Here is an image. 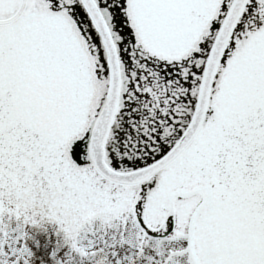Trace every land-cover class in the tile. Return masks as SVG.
I'll return each instance as SVG.
<instances>
[{"label":"snow or ice","instance_id":"snow-or-ice-1","mask_svg":"<svg viewBox=\"0 0 264 264\" xmlns=\"http://www.w3.org/2000/svg\"><path fill=\"white\" fill-rule=\"evenodd\" d=\"M0 264H264V0H0Z\"/></svg>","mask_w":264,"mask_h":264}]
</instances>
